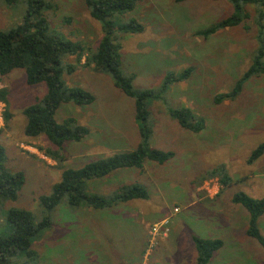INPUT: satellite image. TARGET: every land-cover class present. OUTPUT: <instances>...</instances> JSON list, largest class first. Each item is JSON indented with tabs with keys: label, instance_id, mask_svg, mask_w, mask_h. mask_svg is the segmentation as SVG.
Returning a JSON list of instances; mask_svg holds the SVG:
<instances>
[{
	"label": "rangeland",
	"instance_id": "374dc122",
	"mask_svg": "<svg viewBox=\"0 0 264 264\" xmlns=\"http://www.w3.org/2000/svg\"><path fill=\"white\" fill-rule=\"evenodd\" d=\"M56 2V10L46 13L51 28L86 47L95 46L101 25L91 17L84 0ZM233 10L226 0H143L124 16L144 25L142 32L120 38L123 69L136 75L137 87H158L168 72L194 68L186 80L167 90V102L150 103L154 123L151 144L176 155L166 164H149L145 170L129 168L134 173H130L134 178L131 186H145L150 196L129 201L122 213L108 215L102 209H77L62 202L54 212L53 226L33 241L38 256L16 252L11 256L15 264H196L194 236L222 239L225 248L219 253L251 256L221 263L212 258L211 264H264V247L246 234L248 211L232 201L240 191L264 197V154L250 161L253 151L264 142V76L251 78L236 97L215 101L218 95L228 93L249 67L256 28L250 19L208 37L197 34ZM25 11V0L13 5L0 0V29L20 23ZM85 60L77 65L74 56L65 58L66 65H77L72 73L65 69L66 83L82 86L96 96L90 105L64 104L56 114L58 121L73 116L89 128L83 140L65 144L62 162L66 167L79 168L97 158L132 151L141 141L134 100L115 87L110 75L84 66ZM0 78L8 89L11 114L0 128V142L7 151L8 167L26 176L18 199L0 205V233L9 235L13 228L7 221L8 210L26 208L40 221L44 214L40 197L51 193L62 171L57 161L39 149L48 147V140L24 132L27 121L23 111L45 95V85H28L22 69ZM2 103L5 117L7 105ZM167 106L192 108L205 119L206 128L200 133L181 128L169 116ZM221 166L229 176L223 189L219 179L223 174L202 180ZM98 183L93 188L111 195L109 185ZM163 214L169 218V233L154 236L152 227L163 220L159 219ZM259 227L264 234V215Z\"/></svg>",
	"mask_w": 264,
	"mask_h": 264
},
{
	"label": "trees",
	"instance_id": "16d2710c",
	"mask_svg": "<svg viewBox=\"0 0 264 264\" xmlns=\"http://www.w3.org/2000/svg\"><path fill=\"white\" fill-rule=\"evenodd\" d=\"M2 1L13 5L18 0ZM141 1L143 0H84L91 17L101 25L102 34L95 46L86 47L51 28L46 13L56 10V0H25L26 11L21 22L0 29V76L22 69L28 85L46 87L45 95L37 98L23 111L27 121L25 135L32 138L44 136L50 145L39 149L57 161L62 171L60 180L53 185L51 193L40 197L44 213L40 221L37 222L33 213L26 208L8 210L7 221L12 225L13 232L9 235L0 233V264H15L11 256L16 252H24L27 256L36 258L38 255L32 249L33 241L43 230L53 226L54 212L62 202L77 209H106L120 202L147 199L150 196L149 190L141 184L122 186L106 196L92 190V181L103 179L123 168L143 170L147 161L163 165L175 157L174 151L156 148L151 144L154 123L151 120L150 103L158 100L167 102L164 98L167 90L173 84L186 80L194 68L188 67L176 73L168 72L158 87L144 88L135 85L136 75L126 73L123 69L120 38L123 34L144 30V25L136 18L124 19ZM226 1L232 4L233 13L197 31V34L208 37L222 29L238 27L251 19L256 28V47L249 67L239 76L233 88L228 93L215 97L218 103L225 98L236 97L251 78L264 76V0ZM73 56L76 59L74 64H80L85 57L84 66L91 67L97 73L110 75L115 87L134 100L135 119L141 135V141L134 150L97 158L79 168L63 165V160L66 159L63 150L67 142L83 140L89 134V128L80 124L73 116L58 121L56 114L64 104L86 106L94 103L96 96L88 89L79 85H68L64 80L65 69L72 73L77 67L65 63L66 57ZM8 94V89L2 86L0 78V100L7 105L6 123L11 116L8 110ZM167 110L169 116L185 130L200 133L206 128L205 119L190 107L175 106L168 107ZM263 154L264 142L253 151L250 161ZM7 159L6 148L0 142V205L7 200L18 199L26 182L25 173L11 170ZM219 174H223L219 177L223 189L229 181L224 166L209 171L202 180L218 177ZM232 201L242 205L249 213L247 236L256 239L264 247V234L259 227V219L264 215V197L255 198L240 191L234 194ZM193 239L198 253L196 264H209L224 245L220 238L194 236Z\"/></svg>",
	"mask_w": 264,
	"mask_h": 264
},
{
	"label": "crops",
	"instance_id": "0c3cea01",
	"mask_svg": "<svg viewBox=\"0 0 264 264\" xmlns=\"http://www.w3.org/2000/svg\"><path fill=\"white\" fill-rule=\"evenodd\" d=\"M149 164H151L152 165V167H154V165L156 166V165H158L157 163H155V162H151V161H147L146 163H145V166H144V169L143 170H145V168H146V166H148ZM150 165V166H151ZM130 169H134V168H130ZM129 168H123V169H119V170H116V171H114L113 173H111L109 176H107V177H105V178H103V179H98V180H96V181H92L91 182V186H92V188L94 187L93 185L95 184H97L98 182H100V184H101V186L102 185H109V187L111 188V191H110V189L109 190H107V191H109V192H113V191H116V190H118L119 188H121L122 186H127V185H131V181H133L134 180V178H133V175H131L130 173H133L131 170H130ZM155 169H156V167H155ZM139 171H141V170H139ZM134 174V173H133ZM96 182V183H95ZM99 184V183H98ZM94 189V191H96V192H101L102 191V188H100V190H97V189H95V188H93ZM129 201H131V200H129ZM129 201H125V202H120V203H118L117 205H115V206H113V207H111L110 209H102V210H104L105 212H107V214L109 215V214H115V213H117V214H119V213H122V212H124L125 210H127L126 208H127V206H130L129 204ZM128 202V203H127ZM134 206H131L130 208H133ZM84 209H87V210H92V208H87V207H84ZM134 210V209H133ZM133 210H131V212H133ZM136 211H139V209L138 208H136ZM130 212V211H129ZM141 212L143 213V210H141ZM165 214H163L159 219L160 220H162V219H164L165 218ZM144 220V219H143ZM156 221H159V220H155V222ZM154 222V221H153ZM225 243L226 242H224V245H223V247L217 252V253H219V252H223L224 251V248H225ZM149 251H150V249H149ZM216 253V254H217ZM146 256V255H145ZM244 256H247V255H244ZM243 256V254H240V253H219V254H217V255H215V257H213V262H215V263H221V262H223V261H228V260H231V259H240V260H249L250 258H251V256L249 257V258H246V257H244ZM253 259H254V257H253ZM209 264H211V263H209Z\"/></svg>",
	"mask_w": 264,
	"mask_h": 264
},
{
	"label": "built area",
	"instance_id": "2783aa9c",
	"mask_svg": "<svg viewBox=\"0 0 264 264\" xmlns=\"http://www.w3.org/2000/svg\"><path fill=\"white\" fill-rule=\"evenodd\" d=\"M4 124H5L4 104L0 100V128H2ZM174 211L179 212V208L175 207ZM168 223H169V218H164L160 223H156L153 225L151 233L154 236H157L160 234H163L164 236H166L170 230L168 227Z\"/></svg>",
	"mask_w": 264,
	"mask_h": 264
}]
</instances>
